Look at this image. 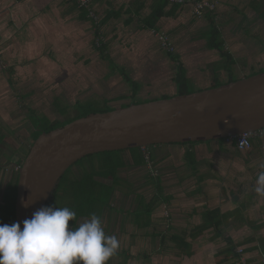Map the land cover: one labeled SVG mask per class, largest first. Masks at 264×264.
Segmentation results:
<instances>
[{
    "label": "crops",
    "instance_id": "crops-1",
    "mask_svg": "<svg viewBox=\"0 0 264 264\" xmlns=\"http://www.w3.org/2000/svg\"><path fill=\"white\" fill-rule=\"evenodd\" d=\"M206 1L216 3L215 11L195 17L190 6L174 9L173 5L167 4L161 7L159 0H91L95 14L103 21L96 30L84 12L68 0H0V51L5 66L0 71V151L6 152L5 142L15 137L18 127L30 128L24 132V140L30 144L34 141L32 114L40 110L38 97L42 95L39 80L43 78L44 69L47 70L44 74L52 72L47 68L49 60L44 59H130L131 62L134 59H169L175 66L174 73L165 63L167 69L151 78L172 84L176 64L170 60L169 53L160 48L150 29L154 26L156 32H164L170 38L175 48L174 56L182 64L190 84L205 80L210 87L218 80L219 71L228 80L229 74L224 69L226 63H222L225 59L209 47L210 24L212 22L218 31V41L235 66L237 57L242 56L238 48L245 47L246 42L248 46L249 40L258 38L250 26L260 21L264 23V0ZM96 34L101 39V48L95 46ZM210 68L212 76L206 78L203 73ZM129 69L135 73L139 71L133 67ZM146 72H150V68ZM127 76L135 81L132 76ZM120 78L124 81L122 76ZM224 143L218 144L217 140L196 142L186 149H192L194 155L193 175L200 198L191 213L181 217L174 223L176 227L171 228L179 230L180 236L169 235L170 225L165 227V223L159 224L154 219H148L143 226L132 222L137 231L141 230L136 237L138 243L146 240V264H234V259L225 255L227 249L220 250L218 243L222 238L230 241L228 235L223 237L228 227L234 223L258 224L254 228L263 233L264 197L258 196L254 188L258 174L264 171L261 168L264 165V135L253 137L252 147L246 152H229L225 150L226 140ZM184 146L188 145H157L153 148L177 150ZM217 149L222 152H214ZM11 150L9 156H3L11 161L10 164L17 154L16 148ZM215 157L229 162L226 166L219 165L213 162L217 160ZM4 169L0 168V171ZM13 176L15 171L11 170L10 180ZM214 210L219 213L206 214ZM230 212L232 214L227 215ZM217 222L221 223L218 228L214 226ZM130 234L133 233L130 231ZM168 238L178 242L174 254H171L172 248L164 245ZM257 239L261 245L245 250L261 254L257 264H263L264 238ZM257 259L248 258V264H256L253 261Z\"/></svg>",
    "mask_w": 264,
    "mask_h": 264
},
{
    "label": "rangeland",
    "instance_id": "rangeland-1",
    "mask_svg": "<svg viewBox=\"0 0 264 264\" xmlns=\"http://www.w3.org/2000/svg\"><path fill=\"white\" fill-rule=\"evenodd\" d=\"M262 10L264 11V8ZM33 27L34 24H32L29 29L32 30ZM250 28L253 35L258 36V38L249 40L251 44H248V46L246 42L245 47L238 48L241 52L240 54L245 58L242 56L237 57V65H232L230 68L228 67V74L235 80L241 79L244 75L249 76L252 72L257 73L264 70V23L262 24V21L257 22L252 24ZM256 40H259V42ZM242 46L243 42L241 40V47ZM227 50L229 51V48ZM174 53L175 52H173V54ZM44 60H49L47 68L52 69V72L54 70L55 73L51 72L49 74H44L47 72L46 69L42 72L43 78L39 80L42 86V95L38 97L40 110L38 109L37 112L33 113L38 117L46 118L50 122L63 121L67 117L74 116V106L77 102H85L88 100L103 101L106 99L109 101L108 105L113 108H118L132 101L130 98L116 100V98L120 96H130L131 89L120 78L121 76L118 70H110L113 68L107 64L106 59ZM108 60L114 62L117 67H124L125 72L132 76L140 85L141 91L137 92L133 99L134 102L142 103L161 99L164 96L168 98L176 95V88L173 83L166 84V80H163L164 84H162V81H155V77L151 78L156 74H161L162 70L167 69L166 64L171 66V73H174L175 66L171 64L169 59H162V61H157V59H145V61L134 59L132 62L130 59ZM194 60L198 62V59ZM200 60L201 59H199V62ZM222 63H226V61L223 60ZM130 67L138 69L139 71L137 73L132 72L129 69ZM148 68H150V72L147 73L146 70ZM152 68L155 69V72L151 70ZM203 74L206 78H210L212 76L211 68ZM217 75L219 76L217 77L219 83L226 82L227 79L225 76H222L223 74L221 71H219V73L217 72ZM208 86L206 81L202 80L190 84V89L192 92H195L198 88L206 89L209 88ZM36 96L38 95L34 97ZM114 99L115 101H113ZM99 105L100 104H96L97 107H99ZM62 111H64L63 114ZM19 128L20 127L16 128L14 138L6 140L7 142H5L4 146L6 152L3 153L0 151V168L4 169L6 167L4 170L0 171V206L3 204L2 197L6 190V185L9 182L13 183L14 178L10 180V172L11 170L16 172L17 169L13 163L20 165L31 146L30 143L24 140V132L30 128ZM224 142L225 140L223 139L217 140L218 144H225ZM226 143L228 144L225 146V150L229 152L235 151L232 148V141L226 140ZM187 147L190 146H184L183 149H181L182 147H179L180 149L175 147L177 150H174L172 147H164L161 150L159 148H153V146L142 148L146 159L143 166L118 170L117 176L121 183L112 191L108 205L105 206L104 213L101 217L102 227L105 233L108 235H115L120 244L116 255L110 259V264H146L144 255L146 240L143 239L140 241V243H142L141 245L138 243L136 237L141 230H136V225L134 224L137 222L140 226H143L144 224L142 223H145L148 219H154L159 224L162 222L165 223V227L170 225V229L168 230V232L170 231L169 235L174 234L180 236L179 230H176V228L172 230L171 228L176 227L174 223L180 221L181 217L191 213L194 203H197V200L200 198L195 188L193 171L187 165L186 160H183L184 150H186ZM11 148L17 149V154L14 156V160H12L11 163L12 165L10 164L11 161L3 157L7 156L9 152L12 151ZM190 151H192V149ZM214 152L222 151L217 149ZM149 155L151 157V162L148 161ZM122 157L128 160L129 155L125 152L122 154ZM219 157H215L217 160H213V162L226 166L225 164H228L229 161L222 160ZM103 161L104 156L102 155H90V157L81 159L78 165L74 164L65 173V177H69L72 181L80 179L86 172L99 170L98 164H102ZM96 180L104 183H111L110 180L102 177H96ZM217 190H219V188H217ZM164 199L167 200L165 201ZM68 200L69 199L64 195L57 199V205H64ZM146 206L151 208L148 215L144 212ZM84 220L87 219H80L78 223H82ZM132 222H134V224ZM243 226L244 228L241 230ZM254 226H258V224H232L231 227H228L226 234H223V237H226V235H228V238L231 237V243H228L226 238H222L218 242L220 244L219 249H227L230 244L236 246V251L255 247L259 244L261 245V242H259L257 238H264V230L262 231L263 233H261L259 229L254 228ZM130 231L133 234H130ZM251 238L255 240H249ZM176 244L177 242L173 239L168 238L164 241V245L172 248L173 251L174 249L176 250ZM135 247H138V249L135 250ZM174 253L175 251L171 252V254ZM245 255L250 259L258 258L257 261H253V263L256 264L261 258V254L256 251L245 252Z\"/></svg>",
    "mask_w": 264,
    "mask_h": 264
},
{
    "label": "water",
    "instance_id": "water-1",
    "mask_svg": "<svg viewBox=\"0 0 264 264\" xmlns=\"http://www.w3.org/2000/svg\"><path fill=\"white\" fill-rule=\"evenodd\" d=\"M262 128L264 71L189 94L90 113L33 141L17 168L15 223L22 229L25 219L51 201L64 174L87 156L227 140Z\"/></svg>",
    "mask_w": 264,
    "mask_h": 264
},
{
    "label": "trees",
    "instance_id": "trees-1",
    "mask_svg": "<svg viewBox=\"0 0 264 264\" xmlns=\"http://www.w3.org/2000/svg\"><path fill=\"white\" fill-rule=\"evenodd\" d=\"M16 2H20L22 0H15ZM71 3L75 5V3L72 0H68ZM161 3V7H165L167 3L164 0H159ZM92 4V3H91ZM174 9H176L178 6L173 5ZM92 7V6H91ZM93 9V8H92ZM79 10V9H78ZM83 11L86 18V12ZM98 17V16H97ZM89 19V18H87ZM99 25H102L103 21L102 18H99ZM91 24L93 27H95L96 30H98V27L94 26V23L91 19ZM106 20V19H105ZM98 25V26H99ZM153 31H156V28L154 26H151ZM98 36V34H96ZM101 48L100 46H98ZM209 47L211 49H215L219 52L220 56L225 59L226 64L224 65V69L227 70L229 73L228 67L233 65V60L231 59L230 55L223 50L222 44L218 41V31L213 26L212 22L210 24V33H209ZM170 60L176 64V73L173 77V83L175 84L176 88V95H183V94H189L192 93V90L190 89V82L188 81L186 77L185 70L182 66V64L178 61L177 57L174 56L173 53H169ZM107 60V64L111 66L110 70L113 71H119L120 75L123 77L125 83L130 87L131 89V95L128 97L120 96L116 98V100H123L126 98L132 99L131 102L125 103L119 107L128 106L131 103H136L133 101L134 97L136 96L137 92L140 89V86L135 81L131 80L125 70L122 67L115 66L114 62L111 60ZM264 71V70H263ZM262 72V71H259ZM255 74V72L251 73L250 75ZM230 75L228 80L225 82L234 81ZM223 83H219L218 81H213L210 87H216ZM167 98V97H162ZM115 101V99L113 100ZM108 100L103 101H96V100H88L85 102H77L74 106L75 114L72 117H67L63 121H57V122H50L46 118H41L36 115L32 114V121L34 124L33 129V139L35 140L42 132H48L51 131L57 127L63 126L75 119L84 117L90 113H97V112H107L111 111L115 108L110 107L108 105ZM96 104H100L99 107L96 106ZM64 111H62V114ZM35 122V123H34ZM194 143L189 144H181V145H192ZM232 148L236 150L235 143L232 141ZM127 152L129 155L128 160L123 159L122 154ZM95 155H102L104 156V161L102 164H98L99 170H91L89 172H86L83 174V176L80 179L71 180L69 177H65L66 174L61 178V181L57 187V189L54 192L53 198L51 201L45 206H52V207H68L69 209L73 210L76 213V221L70 222V227L78 226V220L79 219H90L91 214L95 213L100 218L102 217L103 211L105 209V206L108 205L109 197L112 194V191L121 183L119 177L117 176V172L119 169L122 168H130V167H141L145 164V155L142 151V148H136V149H128L125 151H116V152H104L99 153ZM90 157V156H87ZM85 157V158H87ZM149 160L151 162L150 155L148 156ZM184 158L186 160L187 165L190 167V169L193 171L195 168V162H194V155L192 151L186 150L184 153ZM81 161V160H80ZM78 161V162H80ZM78 162L76 163L78 165ZM96 177H102L104 179L110 180L109 183H104L102 181H97ZM16 182H17V171L15 172V177L13 179V183L9 182L6 186V190L2 197L3 204L0 206V224H12L15 223L14 220V201H15V195H16ZM66 196L68 198V202L64 205H57V199ZM165 201L167 199H164ZM146 209L144 212H146V215H148L151 211V208L149 206L145 207ZM219 211H211L210 213L206 214H218ZM232 212L228 213L227 215H231ZM221 225V223L217 222L215 223V227L218 228ZM252 240V239H251ZM178 243V242H177ZM228 243H231L228 240ZM236 246H233L230 244V246L225 250V255H228L230 260L235 259L238 254L235 250ZM244 252L247 250L243 249ZM264 252V251H263ZM228 258V259H229ZM107 264H110V260L107 262Z\"/></svg>",
    "mask_w": 264,
    "mask_h": 264
},
{
    "label": "clouds",
    "instance_id": "clouds-1",
    "mask_svg": "<svg viewBox=\"0 0 264 264\" xmlns=\"http://www.w3.org/2000/svg\"><path fill=\"white\" fill-rule=\"evenodd\" d=\"M254 191L264 197V171ZM71 221H76L73 210L48 206L25 219L22 229L19 222L0 224V264H107L116 255L118 238L105 233L98 215L75 227Z\"/></svg>",
    "mask_w": 264,
    "mask_h": 264
},
{
    "label": "built area",
    "instance_id": "built-area-1",
    "mask_svg": "<svg viewBox=\"0 0 264 264\" xmlns=\"http://www.w3.org/2000/svg\"><path fill=\"white\" fill-rule=\"evenodd\" d=\"M75 6L79 10H84L86 12L87 18L91 19L94 26L98 27L99 19L91 7V0H72ZM167 4L177 5V6H190L192 10V15L195 17H202L205 14H211L216 9V3L214 1L206 0H164ZM154 36L161 49L168 53L175 52V48L170 38L164 32L153 31ZM96 46H100L101 39L98 36L95 41ZM5 66L2 62L1 51H0V71L4 70ZM264 128L256 131L255 133H243L235 138L227 139V141H234L237 151H248L252 146V139L255 136H263ZM18 168V167H17ZM17 170V169H16ZM238 256L234 259V264H248V257L245 255L244 250H237ZM264 264V259H262Z\"/></svg>",
    "mask_w": 264,
    "mask_h": 264
},
{
    "label": "flooded vegetation",
    "instance_id": "flooded-vegetation-1",
    "mask_svg": "<svg viewBox=\"0 0 264 264\" xmlns=\"http://www.w3.org/2000/svg\"><path fill=\"white\" fill-rule=\"evenodd\" d=\"M102 215H103V214H102ZM82 219H84V218H82ZM79 220H80V219H79ZM79 220H78V221H79ZM78 224H79V223H78Z\"/></svg>",
    "mask_w": 264,
    "mask_h": 264
}]
</instances>
